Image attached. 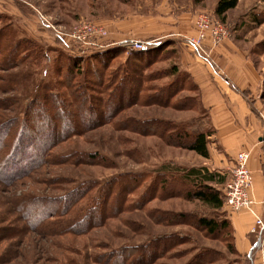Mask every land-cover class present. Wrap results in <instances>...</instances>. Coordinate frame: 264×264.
Returning a JSON list of instances; mask_svg holds the SVG:
<instances>
[{"label":"rangeland","instance_id":"1","mask_svg":"<svg viewBox=\"0 0 264 264\" xmlns=\"http://www.w3.org/2000/svg\"><path fill=\"white\" fill-rule=\"evenodd\" d=\"M217 1L0 0V26L13 29L19 37H27L40 45L50 61L43 64L41 69L29 65L23 70H10L8 74L14 76L16 82L13 87L18 88H15L17 92L0 94V99L16 96L22 100V95L28 92L27 89L33 91L38 85L49 82L53 72L52 61L58 54L91 60L96 51L120 48L122 53L114 62V66L129 56L131 51L125 46L134 41L146 43L145 47L148 43L150 45L164 43L159 52L162 54H155L158 60L149 71L169 69L172 63H176L178 69L184 71L180 69V58L184 48L182 45H186L188 39L197 37L194 22L197 16L204 13L223 25L228 32L225 39L234 38V42L247 53V59L259 74L261 84L256 94L252 96L250 107L264 129V0H239L237 7L226 14L224 22L214 16ZM85 23H91L105 32V36L97 41L101 47L86 46L81 47L80 51L76 48L80 46L65 36H69L76 27ZM186 27L190 34H185ZM145 31L159 35L148 40L130 39L132 42H127L124 47L111 42L117 33L137 35ZM56 32L64 35L59 37ZM173 38L179 41L174 42ZM171 41L172 45L168 43ZM82 65L85 66L86 62L82 61ZM6 73L1 72L0 75ZM184 90L175 99L190 98L192 102L189 103L192 105L196 94ZM7 115L6 119H11L15 117V112L11 111ZM206 118V112L200 108L195 112L156 105L130 108L123 111L112 124L71 138L52 150V158L66 156L71 152L90 156L98 154L107 164L84 163L80 166H70L55 163L50 159L48 164L29 177L16 178L8 186L0 183V229L4 227L11 229L9 236L5 233L0 234V264H100L106 255L120 251L123 247L145 248L152 239L172 236L180 239L179 245L174 246L167 256L154 263L150 262L151 264H188L192 258L193 264H196L194 257L205 252L210 253L209 257L213 259L208 260L206 264H244V257L229 253L227 249L229 242L225 236H211L193 227V217L196 216L216 220L228 218L232 213L225 208L224 200L223 207L214 211L198 201L169 195L170 188L162 191L164 180L160 179L162 175L168 179V183H173V188L184 193L187 190L178 182L174 184L176 182L173 180L183 177L186 183L189 171L206 169L208 173L215 175L210 185L223 198V187L230 179L234 167L232 158H225V162L219 163L217 154H222V151L210 140L208 148L215 150L216 153L213 157L204 159L193 152L168 146L156 135L142 136L122 127L124 122L130 119L135 120V123L161 120L183 126L190 135H193L209 129L205 125ZM131 126L135 127L133 124ZM260 137L259 143L255 141L254 144L261 152V168L264 173V133ZM205 171L201 173L202 176L205 175ZM127 175L131 176L128 180H120L126 181L122 182L126 185L123 187H127V184L132 187L138 182L142 183L140 189L130 196L131 209L86 235L51 236L33 231L25 226L17 213L20 201L43 197L57 200L75 187L87 183L94 186L90 196L93 195V191L96 195L110 180ZM220 179L224 181L218 183ZM255 206L256 204L253 206L254 209ZM49 221L54 223L59 220ZM256 259L258 262L264 261V235Z\"/></svg>","mask_w":264,"mask_h":264},{"label":"trees","instance_id":"2","mask_svg":"<svg viewBox=\"0 0 264 264\" xmlns=\"http://www.w3.org/2000/svg\"><path fill=\"white\" fill-rule=\"evenodd\" d=\"M238 1L218 0L214 16L224 22L226 14L237 7ZM168 43L173 44L172 41ZM162 45L164 43H148L144 50L131 52L122 63L114 66L122 53L120 48L96 51L91 60L58 54L52 61L53 72L49 82L38 85L34 92L27 89L28 92L22 95V100L16 96L0 99V183L8 186L16 178L29 177L48 164L50 159L70 166L84 163L107 164L98 154L90 156L71 152L66 156L52 158V150L71 138L112 124L123 111L130 108L156 105L194 112L202 109L197 86L187 72L178 69L176 63H172L166 70L149 71L158 60L156 55L162 54L159 53ZM76 48L82 51L81 47ZM82 61L86 62L85 66ZM49 62L40 45L27 37H19L13 29L0 26V73L7 72L0 75V94L17 92V87H13L16 82L14 76L8 74L10 70H23L29 65L41 69L43 64ZM184 89L196 94L192 105L189 103L192 102L190 98L175 99ZM243 95L247 97L246 93ZM11 111L15 112V117L6 119ZM134 121L130 119L124 122L123 129L142 136L156 135L168 146L193 152L204 159L209 158L208 143L213 134L211 130L190 135L183 126H177L173 122ZM205 170L189 171L186 183L183 177L173 180L176 182L174 184L178 182L187 190L184 193L173 188V183H168V179L160 175V179L164 180L162 191L170 188L169 195L186 197L188 200L198 201L208 209L218 211L223 207V198L210 185L215 175ZM204 171L206 173L202 176ZM130 177L127 175L110 180L96 195L93 191L90 196L94 186L87 183L75 187L57 200L43 197L20 201L17 213L25 226L33 231L51 236L86 235L131 209L130 196L140 189L142 183L123 187L126 185L122 182L126 181L120 180H128ZM223 181L224 179H220L218 183ZM50 219L59 221L52 223ZM174 219L175 217L172 218ZM193 227L211 236H225L229 242V253L240 256L235 249L233 228L227 217L216 220L196 216L193 217ZM10 232L8 227L0 229V234L9 236ZM254 237L250 252L244 256V264L257 263L256 254L260 250L263 234ZM179 240L174 236L158 237L150 240L145 248L123 247L120 251L106 255L100 264H151L167 256L174 246L179 245ZM209 254H197L194 261L196 264H206L208 260H213ZM188 264H193V258Z\"/></svg>","mask_w":264,"mask_h":264},{"label":"crops","instance_id":"3","mask_svg":"<svg viewBox=\"0 0 264 264\" xmlns=\"http://www.w3.org/2000/svg\"><path fill=\"white\" fill-rule=\"evenodd\" d=\"M185 31V34L191 33L187 27ZM158 35L159 33L153 34L149 31L137 35L121 32L117 33L111 42L123 46L132 42L130 39L148 40L157 38ZM173 41L178 42L179 39L173 38ZM234 41V38L230 37L213 48H210L207 41L204 45V51L209 52L207 60L187 43L182 45L184 48L180 69L189 74L198 88L201 107L207 114L205 125L209 128L207 130L213 132L209 140L222 151V154H217L219 163L225 162V158H232L234 161L240 151L250 154L247 166L253 180L252 196L256 202V212L264 218L262 155L254 144L255 141L259 143L264 129L249 105L261 84V79L247 59V53ZM208 150L209 156L213 157L215 150ZM228 219L233 228L235 249L244 257L250 252L251 240L255 238L250 234L254 220L246 210L232 213Z\"/></svg>","mask_w":264,"mask_h":264},{"label":"built area","instance_id":"4","mask_svg":"<svg viewBox=\"0 0 264 264\" xmlns=\"http://www.w3.org/2000/svg\"><path fill=\"white\" fill-rule=\"evenodd\" d=\"M196 38L188 39L187 45L198 51L206 60L209 59L208 53L204 51V43L209 42L210 48L216 47L223 39L228 36V32L208 14H200L195 22ZM52 28V27H51ZM56 35L62 37L64 34L56 32ZM73 43L80 47H101L97 41L105 36V32L91 23L81 24L76 27L69 36ZM143 42L134 41L130 45L125 46L131 52H139L145 49ZM250 154L245 151L237 153L234 159V167L230 179L223 187L224 206L230 213H237L246 210L254 218V224L250 231L252 235H264V218L260 216L254 209L256 204L252 196V180L248 170V160ZM256 264H264V261Z\"/></svg>","mask_w":264,"mask_h":264},{"label":"water","instance_id":"5","mask_svg":"<svg viewBox=\"0 0 264 264\" xmlns=\"http://www.w3.org/2000/svg\"><path fill=\"white\" fill-rule=\"evenodd\" d=\"M263 140H264V137H263Z\"/></svg>","mask_w":264,"mask_h":264}]
</instances>
